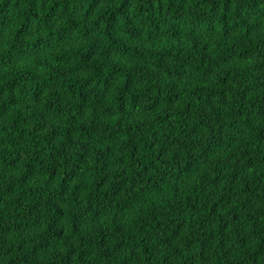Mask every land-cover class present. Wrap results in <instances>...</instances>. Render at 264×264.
I'll use <instances>...</instances> for the list:
<instances>
[{"label":"clouds","instance_id":"obj_1","mask_svg":"<svg viewBox=\"0 0 264 264\" xmlns=\"http://www.w3.org/2000/svg\"><path fill=\"white\" fill-rule=\"evenodd\" d=\"M173 3L0 9V264H264V0Z\"/></svg>","mask_w":264,"mask_h":264},{"label":"trees","instance_id":"obj_2","mask_svg":"<svg viewBox=\"0 0 264 264\" xmlns=\"http://www.w3.org/2000/svg\"><path fill=\"white\" fill-rule=\"evenodd\" d=\"M22 2V0H15V4L16 5H20ZM72 2L73 0H52V7L54 9H56L57 11H60V7H58V5H62L63 6V12L65 14H69L71 13V11L73 10L71 5H72ZM180 2H186V0H180ZM209 3H212V0H208ZM23 3L25 5V10L27 11V8L29 6V0H23ZM5 4H8L9 6H11L13 4V0H0V9L3 8V6ZM213 8L215 7V4L213 3L212 4ZM89 7H91V5H89ZM151 4L149 5V8L151 9ZM170 12L172 13H176L178 11V8L176 7V5L173 3V0H169V9H168ZM225 11H227V8L225 9ZM72 22V17L71 15H69V23L71 24ZM193 52L196 54V57L200 60H202L203 58L200 57V54L199 52H196V48H195V45L193 46ZM80 59H83V57H80ZM199 71H203V69H200ZM233 75H235V73H233ZM250 79H254V78H251ZM226 83L224 81H219L218 84H217V87H216V91L218 93L219 96H223L225 91H226ZM185 95H188V93L186 92ZM207 95L208 93L205 92L203 90V87L201 86V90L199 92H192L191 93V100L193 102V107H200V108H203L206 106V102H207ZM246 98L245 97H239V96H235L234 95V98H233V105L237 104V103H241L245 100ZM264 99V97H261V98H256V97H253V101H254V104L255 105H259L261 103V100ZM178 116V119H182V117L180 116V114L178 113L177 114ZM193 118H195V115H193ZM13 131L15 132L16 136L20 137V139L13 143L12 145V148L13 150H15L16 152V155L14 157H10L8 160H5L3 155H0V184L3 185V188L5 191H7L8 189V183H7V180L4 176V171H3V167L2 165L6 164L8 168L12 169V168H23V170L25 171V174H26V170L28 168H30L31 164L32 163H35V151H32L30 157H29V160L28 161H24V160H21L19 159V149L20 147H26L27 146V142L30 140L32 143H36L39 147H43V145H40L39 144V141L29 135L27 139H25L23 136H21V133H20V130L19 129H13ZM224 145V142L221 143V145H218L217 146V149L216 150H219L220 147H223ZM13 160H15V163H13ZM16 183H19L22 187L23 186H26L28 184V181L25 180L23 178V176L20 177L19 181H13V184H16ZM220 193H219V190H217L215 193H212L213 196H218ZM8 208H12V205L9 204L7 205ZM191 212H195V209H192L190 210ZM205 212H210L211 211V208H206L204 209ZM220 211H223V206L221 207V209L217 210V212L215 213H212L213 215H218ZM3 218V212H0V219ZM9 219H12V215L10 214L8 216ZM16 219L19 221L21 220V217L19 216H16ZM196 219L198 220L199 219V214L197 213L196 215ZM112 222L113 224H115V218L112 219ZM141 223H143V221H141Z\"/></svg>","mask_w":264,"mask_h":264}]
</instances>
